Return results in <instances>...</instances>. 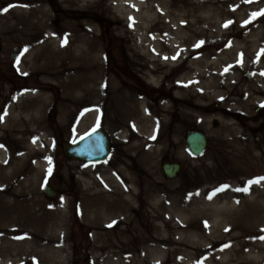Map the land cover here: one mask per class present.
I'll use <instances>...</instances> for the list:
<instances>
[{
    "label": "bare ground",
    "instance_id": "6f19581e",
    "mask_svg": "<svg viewBox=\"0 0 264 264\" xmlns=\"http://www.w3.org/2000/svg\"><path fill=\"white\" fill-rule=\"evenodd\" d=\"M97 1L105 0H58L60 6L78 9L93 6ZM207 1L210 0L205 2ZM116 2L111 12L122 14L126 18L121 19L120 23L124 27L123 31H120L124 34L122 39L127 41L132 39V47L136 49L138 59H145L148 68L144 74L147 80L158 84L161 76H171L166 67L179 69L178 75L173 76L172 83L168 85L171 102L180 103L187 119H198L204 123L205 129H211L212 120L203 116L201 111L197 116L194 109L200 108L201 100L222 95L220 88L224 78L226 77L227 82L231 81L234 62L242 60L246 50L264 48L262 38L264 25L259 24L262 17L249 21L250 14H222L221 19L215 14H203L197 23L208 24L210 28L214 23L217 24L216 28L195 29L194 19L180 21L179 14L168 10L173 6L171 3L186 7L193 6L195 0H146L145 3L138 0H116ZM53 14L56 13L46 0H16L15 3L0 5V30L4 36H10V39L14 35L22 39L29 48L23 59L22 71L28 69V75L35 74L40 77L39 82L21 89L23 93L16 97L14 105L9 107L2 122L7 131L4 135L6 139L1 141L3 144L0 145V226H10V229L3 231L1 239L12 234H25L28 238L33 236L32 230H20L18 226L34 227L41 232L40 236L48 240L55 239L59 238L56 229L65 226V210L63 218L60 210L64 208L63 205L52 208L42 202L38 194L32 190L44 176L46 166L43 154L47 151L42 148L43 141L38 146L31 147L33 143L25 137L28 123L35 127L41 126L42 136H47L43 117L53 89L56 87L62 89L58 106L63 112L78 114V110L82 111L78 116L79 128L90 126L95 122L101 109L102 115L107 107L110 108L102 100L104 89L99 83L103 63L96 24L92 20L82 19L64 20L55 26ZM186 16L194 17L195 14ZM131 18H135L132 24L127 22ZM139 22L143 25L141 29L138 27ZM134 24L135 27L131 29ZM147 28L156 30L153 33L146 31ZM158 61L160 62L157 63ZM255 62L260 65L257 72L259 75L257 94L262 92L264 96V51L258 53ZM116 86V95L112 99L113 104H110L111 110L116 109L119 101L128 100L131 102V108L138 114L133 118L135 130L131 131L127 125L124 129L120 127L121 132L126 131L128 138L131 133H135V136L141 135L147 137L148 141L150 139L157 143L160 137L163 138L167 133L162 127L165 124H160L158 118L160 117L162 122H168L167 114L171 109L174 110L173 104L163 99L157 105L165 113L161 111L155 113L158 107L151 110V104L145 98L135 97L124 91L123 86ZM252 96L251 89H247L245 92L242 91L238 98H233V101L238 102L240 108H243ZM229 112L233 116L231 120H237L238 113ZM115 114L117 119L116 111ZM221 119L223 130L237 125L235 121L229 122V118ZM116 123L119 125V122ZM68 125L65 123L64 128ZM8 127L11 129H7ZM232 129L237 130V127ZM172 131L171 129L170 132ZM12 142L23 144L24 148L12 154L8 148ZM132 146L136 147L135 142H132ZM34 148H40L36 150L43 154L30 162ZM158 148L159 146H151L146 151L147 155L156 157ZM29 165H32L30 169L27 168ZM108 173L110 177L103 176L95 183L92 182V186L85 187L87 211L83 212L82 220L86 223L103 226L112 213L121 220V217L132 209V189L124 179L130 181L134 178L133 175L125 169L120 170L117 175L110 171ZM82 181L84 182L83 179ZM154 192L152 191V194ZM260 192L262 191L255 188V192L236 201L230 187L229 194L222 201H219V198H214L211 202L197 200V203L190 207L180 208L178 221L169 220L162 225L156 224V234L146 238L148 245L143 253L148 259L132 254L134 258L130 262L193 264L191 262L197 254L201 262L206 264H260L264 260V239L261 238L264 237V192L261 194ZM52 210L59 211L60 216L50 222L47 218ZM37 214L40 217L36 220L38 222H35ZM96 233L97 238L103 236V231ZM107 246L102 244L99 247ZM43 247L44 250L49 247L60 249L57 244ZM61 256L54 255L55 262L59 263L62 260ZM152 258L155 261H152ZM110 261L111 264H117L122 259L117 255Z\"/></svg>",
    "mask_w": 264,
    "mask_h": 264
},
{
    "label": "rangeland",
    "instance_id": "374dc122",
    "mask_svg": "<svg viewBox=\"0 0 264 264\" xmlns=\"http://www.w3.org/2000/svg\"><path fill=\"white\" fill-rule=\"evenodd\" d=\"M15 1L0 0V5L15 3ZM138 1L141 3L146 2V0ZM205 1L195 0L193 6L186 5V7H180V4L171 3L173 6H170L168 10L174 14H179L180 21L194 19L196 21L193 26L195 29L198 27L209 30L216 28L217 24L214 23L211 28L208 24L197 23L203 17V14H215L219 19L222 18V14H250L249 21L261 16L262 20L259 21V24L264 25V13L261 12V10H264V0ZM46 2L56 13L53 14L55 16L53 19L55 26L61 24L64 20L78 21L82 19L92 20L96 24L103 63L99 83L104 89L102 100L110 108L107 107L102 114V118L100 117L98 119V122L94 120L96 123L93 122L90 126L79 128L78 116H80L82 111L78 110V114H67V112H63L58 106L62 89L56 87L50 94L48 107L43 117L47 136H42L43 128L41 126L35 127L28 123L25 137L33 143L31 147L38 146L43 141L42 148L47 151L46 154H43L37 152L36 149L40 148H34L32 150L34 154H32L33 156H31L30 162H32L33 158L42 156L43 154L46 166V170L43 173L44 176H42L36 187H32V190L38 194L42 202L49 204L52 208L63 205L64 208L60 210L62 211V218L65 210V226L56 229L59 238H50L49 240L40 236L41 232L39 230L27 226H18V228L20 230H32V237L28 238L25 234H12L5 239H1L3 231L9 230L10 226H0V264H73V254L77 248L80 252L77 250L76 256L80 257V264H111L112 261L110 259L112 257L115 258L117 255L123 261L117 264H132L130 262L134 258L132 254L148 259L147 255L143 253L146 251L144 248L148 245L146 238L156 234V224L160 223L162 225V223L169 220L172 222L178 221L177 216L180 208L190 207L192 204L197 203V200L200 202H211L214 198H219V201H222L229 194L228 189L230 187L233 190V196L236 201H240L243 197L241 192L244 188V183H241L243 177H248L251 174L252 176H264V160L262 162L254 161L252 157L245 160L241 156L242 153L239 147L243 131V126L241 128V120L239 118L237 120H231V115H226L224 111L221 113L213 110V106L218 105L223 110L232 109L233 111H239L240 104L238 102V105L234 103L233 98H238L242 91L249 90V88L253 94H257L256 90L258 92V85L256 78L258 75L256 70L258 69V63L255 60L258 53L261 50L264 51V48L254 51L250 49L246 50L243 59L239 60L238 63L234 62L235 66L234 71L231 73V81L227 82L226 77L224 78L225 80L220 88L222 95L217 97L212 96L211 99H204L203 101L201 100L202 104L200 108L194 109L196 110L197 116L201 111L203 116L212 120V130H208L204 128V123L198 121V119H187L179 102H171V91L168 85L172 83L173 76L178 75L179 69H169L166 67L169 70V74L171 73V76H161L158 84H155V86L147 80L144 74L148 68L145 59H138L137 51L132 47V39L130 41L122 39L124 34L120 31H123L124 27L120 23L121 19L125 20L126 18L122 14L111 12V9H114L117 4L116 0L97 1L93 6L83 9L74 7L65 8L60 6L58 0H46ZM186 14H195V16L188 17ZM143 15L139 14V16ZM134 21L135 18H131L127 22L132 24ZM135 25H132L131 29ZM138 27L141 29L143 27L142 23ZM148 30L154 33L156 28H147L146 31ZM9 37L4 36L0 30V145L3 144L1 141L6 139L4 135L7 130L2 126V122L5 119L7 110L11 105H14L13 103L16 97L23 93L21 89H25L28 85L39 82L40 79L38 75H28V69L26 71H22L21 69L25 54L29 51L27 44L14 35L10 39ZM262 38L264 39V33ZM16 49L18 51L15 52ZM12 54H15V58L13 59L11 58ZM162 67L165 68V66ZM247 72L249 76H246ZM129 76L137 78L140 82H143L152 89L150 95H146L147 101L159 103V101L164 99L170 101L171 105L173 104L172 107L174 110L171 109L168 114L166 113L168 115L166 119L168 122H162L160 117L158 118L160 124H165L162 127L167 132L170 128H175L169 124L170 121L180 122L178 125H182L184 129L199 128L204 131L206 130L210 139V146L203 157L190 159L184 152L185 139L176 143V148L181 150L176 151V156L187 162V169L184 173L185 177L181 176L176 180H167L165 178L162 172V161L164 160V155L169 150L165 151L167 146L161 145L163 142L157 143H160L159 145L164 147L163 149L160 148V152L159 154L157 153L156 157L153 155L148 156L146 150H141L144 141H148V138L133 134L134 141L137 145L132 148L135 150L131 152L127 151L129 143L126 138L124 139V132H121L119 129L120 126H129V120L131 125H134L133 118L138 114L130 105L126 106L124 101H119L115 110H111L112 107L110 104H113L112 99L116 95L117 84L125 86L126 90L133 95L138 92L137 82L135 83L134 79ZM245 84L244 89L242 87ZM256 100L253 97V100L251 99L248 102V107L253 102L252 108H256ZM196 104L198 105L199 102H196ZM151 107V110L158 107L155 113L157 111H161L163 114L165 113L159 105L155 107L151 105ZM115 111L120 121H123L120 122V125H117L113 121L112 124L110 121L111 116L116 115ZM249 114L250 112L245 116V119L251 118ZM225 115L229 116L227 117L229 118V122L235 121L237 123V125L232 126V128L237 127V130L231 127L227 130L221 129L222 119L220 117H225ZM176 117L179 118L176 119ZM183 119L185 121H182ZM65 123L69 124L67 128H64ZM248 124L249 122L245 125L247 126ZM96 126H103L112 134L113 152L111 158L106 163L96 165L85 164L81 161L67 158L64 154L65 144L77 140L82 134ZM7 129L10 130L11 128L8 127ZM132 130H135V127ZM184 132L185 130H183ZM179 138L180 135L175 139L179 140ZM138 145L140 146L139 148ZM147 145L150 147L153 145V142L148 141ZM149 147L148 149H150ZM8 148L12 151V154H15L17 151L20 152L24 148V145L18 143L13 144L12 142ZM137 148L139 151H137ZM228 149L232 152H228ZM243 162L247 163V166ZM31 167L32 165L27 166L28 169ZM121 168L131 173L134 177L130 181L124 179L130 186L129 188L132 189V209L129 210L130 212L125 213V218L122 216L121 220L120 217H114L115 215L112 213L105 220V225L103 226L84 222L82 220V214L87 211L84 198L85 187L92 186V182L95 183L97 179L103 176L110 177L109 171L114 172L113 174L116 175L119 174L120 170H123ZM250 168H253V172L251 170L247 174L243 173ZM103 173H106V175H102ZM46 183L59 186L62 190L61 195L54 199L47 198L43 193V187ZM152 191L155 192L152 194ZM262 192H264V189H262ZM248 207L251 206L248 205ZM57 216H60L59 211L55 212L52 210L47 220L51 222ZM39 217L40 215L37 214L35 222H38L36 220ZM119 220L120 223H118ZM79 224L81 227L78 228ZM108 225H112L113 227ZM72 227L78 233H72ZM101 231H103V236L97 238L96 232ZM34 239L43 241L35 242L33 241ZM106 240L109 242H106ZM49 244H57L60 249H50L51 247H49L44 250L43 246ZM101 244L108 246L100 248L98 245ZM83 247L85 248L84 251L82 250ZM169 247L173 248L172 246ZM54 255H62V260L59 263L55 262ZM194 255L195 252L193 251ZM85 257H88V259L85 260ZM199 257L196 254V260L194 259L191 263L204 264L205 262H201ZM152 261H155L154 258H152ZM168 264H171V262ZM260 264H264V260Z\"/></svg>",
    "mask_w": 264,
    "mask_h": 264
},
{
    "label": "flooded vegetation",
    "instance_id": "af4514ba",
    "mask_svg": "<svg viewBox=\"0 0 264 264\" xmlns=\"http://www.w3.org/2000/svg\"><path fill=\"white\" fill-rule=\"evenodd\" d=\"M136 83L137 90L140 94L150 95V91L152 90L150 87L146 86L143 82H140L137 78H133ZM154 91V90H153ZM254 109V110H253ZM250 112V119H245V116ZM241 126H243L242 130V139L239 142L240 152L242 153V158L245 160L252 157L254 161L262 162L264 160V105L261 108H249L244 107L240 113ZM249 122L246 126L245 124ZM175 126V129L170 132V130L163 136L162 139H167V144L169 145V152L164 155V161H175L177 160L176 151H181L176 148V143L179 141H183L185 139L188 132L193 128L184 129L182 125L172 124ZM185 130V134L183 133ZM179 140H176V137H179ZM228 151H231L228 149ZM232 152V151H231ZM187 154V152H186ZM244 164L247 163L243 162ZM186 164V163H185ZM187 166V165H186ZM253 168L248 169V172H251ZM253 172V170H252ZM185 170L181 173V176L185 177L183 174ZM78 261H76L77 263Z\"/></svg>",
    "mask_w": 264,
    "mask_h": 264
},
{
    "label": "water",
    "instance_id": "95a60500",
    "mask_svg": "<svg viewBox=\"0 0 264 264\" xmlns=\"http://www.w3.org/2000/svg\"><path fill=\"white\" fill-rule=\"evenodd\" d=\"M204 145L205 139L200 134H193L190 136L189 146L196 154H199L203 150ZM108 151L109 142L107 136L101 130L91 132L75 144L65 145V153L67 156L73 159H83L91 162L105 159ZM179 168L177 165L173 166V168H168V170H170V172L167 173L168 177L173 178ZM57 192V189L50 186L45 189V193L49 196H53Z\"/></svg>",
    "mask_w": 264,
    "mask_h": 264
},
{
    "label": "snow or ice",
    "instance_id": "6c2138e0",
    "mask_svg": "<svg viewBox=\"0 0 264 264\" xmlns=\"http://www.w3.org/2000/svg\"><path fill=\"white\" fill-rule=\"evenodd\" d=\"M5 11H6V9H5ZM261 12L262 13H264V10H261ZM255 15V14H254ZM228 23H231V22H228ZM259 179H264V177H260V178H258V180ZM254 181H249V183H253ZM237 190H240V189H237ZM244 191H246L247 189H243ZM262 239H264V237H261Z\"/></svg>",
    "mask_w": 264,
    "mask_h": 264
}]
</instances>
